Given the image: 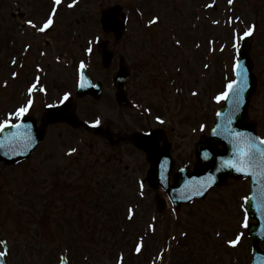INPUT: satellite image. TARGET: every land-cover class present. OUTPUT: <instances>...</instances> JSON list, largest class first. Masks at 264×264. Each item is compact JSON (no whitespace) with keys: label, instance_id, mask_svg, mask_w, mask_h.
Instances as JSON below:
<instances>
[{"label":"rangeland","instance_id":"374dc122","mask_svg":"<svg viewBox=\"0 0 264 264\" xmlns=\"http://www.w3.org/2000/svg\"><path fill=\"white\" fill-rule=\"evenodd\" d=\"M10 1L0 0V25L3 29L7 28L2 20L8 14ZM21 1L26 6L24 2L29 3L30 0ZM36 1L40 6L34 7L39 10L43 4L49 5V0ZM242 1L229 4L228 0H155L158 12L149 11L139 18L138 10H144L139 0H82L69 11L63 5L54 21V28L45 34L41 53L46 55H41L40 65L45 69L41 82L47 88V94L37 98L38 106L33 114L40 117L44 101L59 97L60 90L56 93L55 86L60 89V86L70 84L72 77L67 73L75 75V71L67 67L70 62L76 64L84 60L90 67L99 65L100 53L97 49L100 46L89 56L84 52L89 41H94L92 47L96 44L97 36L100 37L97 43L109 40L99 30L100 12L106 5L118 3L125 8L129 18L125 40L129 41L131 49L138 45L135 38L137 30L150 34L144 41L146 62L153 68L147 72L153 76L150 77L145 96L153 97V102H157L154 111H167L173 115L170 120L166 118V124L162 126L174 128L171 136L177 140V150L190 154L191 158L197 142L209 132V126L205 131L199 125L201 122L208 124L206 118H212L216 111V96L224 89L223 74L229 72L230 80L233 79L230 70L236 59L232 46L233 32L242 33L255 23L257 29L252 40L251 57L258 89L250 104V116L257 121L264 137V3L254 0L255 8L254 4L250 6L247 2L242 5ZM261 3L262 6H258ZM47 11L48 8L44 7L42 13L45 17ZM154 15L160 16V22L149 27L147 22ZM235 16H240V20L236 21ZM229 18H232V23H228ZM235 22H239L240 26H236ZM151 30L154 32L151 33ZM177 39L179 45L175 43ZM5 41L3 39L0 44V56L3 58L0 61V121L24 103V88L28 86L26 78H29L26 66H10ZM109 43L113 48L110 40ZM115 46L122 49L121 44ZM164 64L168 69L161 71ZM13 69L19 73L15 80L11 78ZM166 73L177 76L180 81L175 84L171 81L167 85ZM179 101L185 104L178 107ZM99 117L104 120V115ZM186 119H190L189 129L181 124ZM108 125L109 122L105 126ZM70 148H76L77 152L69 156ZM115 149L119 156V152H122L123 166L119 161L111 162L112 151L92 133L86 135L67 126H54L49 128L45 143L32 159L13 167L0 165V185L5 188L3 194L0 190V239L7 240L12 248L6 257L7 264H60L63 255L68 258V264H120L121 252L128 253L143 235L149 236L147 225L151 219L146 215L141 216L143 210L150 214L155 212L147 184H144L143 198L137 191V184L122 179L124 166L136 168L138 172L142 167L146 169L144 154L127 148ZM94 167L99 174L92 171ZM141 178L145 181L144 175ZM58 181L62 182L58 185L61 188L51 197L55 202L50 203L48 196L43 197L45 193L42 189ZM248 195L247 183L229 181L220 189L213 190L205 200L184 207L178 213L166 211L164 216L156 219L159 242L145 241L141 261L158 262L163 253V259L158 264H193L198 255L209 252L213 264H220V261L222 264L229 261L232 264H246L251 258V241L242 227L244 213L241 205H244L243 197ZM41 197L42 202L47 204L46 211L52 210L57 214V219L44 220L49 222L48 235L46 232V237L36 239L24 232V228L28 231L32 229L33 219L28 220L34 212L32 203L37 198L40 201ZM129 205L136 206L138 218H127L126 208ZM19 225L23 228H19ZM138 229H142V232ZM182 232H187L188 236H182ZM217 232L220 233L217 238L221 240H228L243 232V243L235 250L224 251L219 245L222 241L219 244L214 242ZM76 233L84 235V246L69 251L64 246L69 240L77 245L79 237ZM156 235L152 237L153 240ZM172 236L176 239H171ZM216 256L220 260L215 262ZM123 264L136 263L123 260Z\"/></svg>","mask_w":264,"mask_h":264},{"label":"snow or ice","instance_id":"6c2138e0","mask_svg":"<svg viewBox=\"0 0 264 264\" xmlns=\"http://www.w3.org/2000/svg\"><path fill=\"white\" fill-rule=\"evenodd\" d=\"M62 0H54V7L51 10V13L49 14L48 18L42 22V24L38 25L33 19H28L26 21V24L30 26L31 28L36 29L40 33H44L47 30L51 29L54 25V17L56 16L57 8L56 6H59L61 4ZM229 4L233 3V0H228ZM77 3V0H72V3L69 5V7L75 6ZM209 6V5H206ZM160 16L154 15L151 19L148 20L147 24L149 27L152 25H156L160 22ZM236 21L240 20V17H235ZM213 23H220L219 21H213ZM228 23H232V18H229ZM257 29V25L255 23H252L249 25L242 33L241 32H233V38H232V46L236 51L237 58L235 59V62L233 64V69L235 72V79L230 80L226 85V90L221 92L218 96H216V99L219 101L221 99H228L230 96L233 97V105H232V112L229 114L228 121L231 122L232 116L235 113V111L239 110L241 99H242V93L246 90L248 86V70L246 67H244L240 61L239 53L242 42L248 38L251 37L254 32ZM100 40V37H95V42H98ZM94 41H89V46L86 48V52L88 54H91L93 52L92 44ZM177 45L180 44V41L177 39L175 41ZM27 48H31V45H27ZM42 55H46V53H41ZM57 60H59V57H57ZM12 64H16L17 61L13 59ZM86 64L84 60H80L79 67H78V81H77V87L79 88H86L92 86L91 80L86 75L85 69ZM36 68L39 72H43V69L40 67V65H36ZM19 73L13 72L12 76L18 77ZM5 85H7V81H5ZM43 92L47 94V88L44 86V84L41 82V76L36 75L34 78V81L28 86L27 88V99L26 101L18 106L14 111H11L7 113V118L0 121V133L4 132L6 128L12 127L17 130L25 129L28 126L23 124V118L24 116L29 112V110L32 108L34 99H33V93L35 92ZM196 93H193L195 95ZM72 96L71 91H65L61 96H59L57 104L55 105H48V107H56L58 105H64L65 107L68 106V102L70 101V98ZM147 111H151V109H148ZM219 116L220 113H217ZM159 123L163 124L165 121L164 119L157 115L155 118ZM14 121H17L14 123ZM93 126H97L101 123L100 119L97 118L96 120L91 122ZM203 127V126H201ZM215 131V130H214ZM13 137L19 138L20 142L22 143V146L24 148H30L33 143V137L29 132H20L17 131L16 133L11 134ZM231 135H234L236 137L235 148L234 151L236 153L235 159L226 160L223 162V166L234 168L238 172L242 173H248L251 172L252 175L264 178V141H260V143L254 142V140L246 133L241 132H235L232 131ZM5 146L2 141H0V147ZM76 148H70L68 150V155L71 156L73 153H76ZM215 176L209 175L206 178L201 179L195 186H186L188 191L190 192L189 195H183L180 198L181 199H187L192 200L193 196H203L215 183ZM144 181L139 180L138 181V190L139 195H144ZM243 200L247 202L249 200L248 196L243 197ZM256 207L258 210L264 209V198L257 201ZM241 208L243 210V218H242V227L247 228L249 226V216H248V209L244 207V205H241ZM135 216V208L131 205L127 208V218L129 220H132ZM156 217H152V220L155 221ZM147 227L152 231L155 232L156 225L155 223H149ZM182 236L187 237V232H182ZM220 233L217 232V236H219ZM244 236L243 232H238L234 238H230L226 241V243L230 246H237L240 244L242 238ZM171 239L175 240L176 237L172 236ZM178 243V241H177ZM0 244L4 245V251H0V258L5 257L8 255L11 251L8 241L6 240H0ZM144 247V240L143 237L140 238L139 242L136 244L135 252L139 254ZM159 258L163 259V253L160 254ZM0 264H3V261L0 260ZM120 264H123V254L120 256ZM155 264V261L153 262Z\"/></svg>","mask_w":264,"mask_h":264},{"label":"water","instance_id":"95a60500","mask_svg":"<svg viewBox=\"0 0 264 264\" xmlns=\"http://www.w3.org/2000/svg\"><path fill=\"white\" fill-rule=\"evenodd\" d=\"M109 14L106 15L107 21H108V27L109 28H115L113 26V24L109 23L110 22V18H109ZM118 31H122L121 26H119ZM244 52L247 53V49H244ZM243 56H245V54H243ZM242 65L245 67H247V70L250 72L251 68L250 66L244 62L242 60ZM250 85V86H249ZM249 85L247 86L246 90L243 92L246 94L247 90L248 93L243 94L242 93V99H241V103H240V107L243 103L244 100V106L242 108V112H240L239 114L235 115V122L234 119H231V122H234L235 127L236 128H231L232 130H230L229 132L226 133V135L223 136V138H226V142L224 143L225 146V151L224 153H218L214 148H213V144H215V142H222L220 139L217 140V138H219V133L222 132V128L218 127V129L215 131V133L213 134V136L209 139L208 144L206 145H202L199 148V152L202 154V152H205V155L207 157V159L205 160V162H207L206 167L205 168H200L198 167L197 170L195 171V173L193 174V176H191V178H187L184 179V177H180L177 181H176V185L169 189V191L171 192V196L174 199V201L176 202V204L181 203V201H190L187 199H181L180 197L183 195H189L190 192L188 191V189L186 188V186H195L201 179L206 178L207 176H209L210 174L215 176L216 178V182H222L224 180V177L229 176V175H235L236 177H240V174L242 172H238L236 171L234 168H229V167H225L223 166V162L226 160H230V159H235L236 156L233 157V152L232 150H234L235 148V141H236V137L234 135H231L232 131L235 132H241V133H246L248 135V137L252 138L255 142L256 138L254 136L255 133V128L252 125H247L246 127L242 128L240 127V123L241 121H244L247 118V104L248 101L250 100V97L254 91V87H255V80L253 79V77H250V82ZM245 96V98H244ZM239 107V109H240ZM231 110H224V112L219 116L220 120L222 121H226V119L229 117V114L231 113ZM227 122V121H226ZM32 125H34V123H32ZM224 125V124H223ZM27 126L31 127L30 124L27 123ZM20 132H24V130H20ZM35 133V138L36 141L35 143L32 144V146L30 148H28V150L26 151L25 154L22 155V157L27 158L29 157L33 151L35 150L36 146L41 142L42 140V133L39 131H34ZM221 134V133H220ZM231 140H233V142H231ZM34 142V141H33ZM19 156L21 154H18ZM22 159V158H19ZM4 161L6 163H11L14 162V159H5ZM155 165H157V161H154ZM162 164V163H161ZM243 175H250L251 177H253L254 179V187L256 189V196H254V198L252 199V203H251V214L252 215H256L260 220H261V226L264 225V209H260L258 210V208L256 207L257 201L264 198V183L263 180H259L258 178H262L259 175L254 176L252 175L251 172L248 173H242ZM190 177V176H189ZM216 185H219V183H217ZM205 195V194H204ZM203 195V196H204ZM195 197H201V196H193V198ZM192 198V199H193ZM262 212V213H261ZM259 227L255 228L254 230L251 231V234L254 236L256 242H259V240L264 239V237L262 239L259 238ZM258 231V232H257ZM257 253L258 255V259L264 260V254H260L258 251ZM259 263L257 262L256 264H263V263Z\"/></svg>","mask_w":264,"mask_h":264}]
</instances>
